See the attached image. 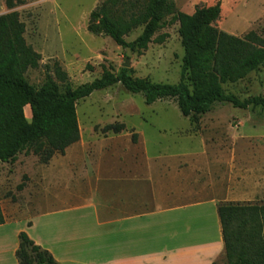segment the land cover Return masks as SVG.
<instances>
[{"label": "rangeland", "instance_id": "374dc122", "mask_svg": "<svg viewBox=\"0 0 264 264\" xmlns=\"http://www.w3.org/2000/svg\"><path fill=\"white\" fill-rule=\"evenodd\" d=\"M102 1L0 0V15L17 11L26 26V42L41 55L39 67L26 72L29 83L36 88L45 83L46 65L62 90L68 83L78 87L101 77L105 70L122 67L127 49L89 27L90 14ZM128 1L111 9L109 17L128 21ZM147 1L139 0L135 10ZM174 1L177 10L189 14L197 6L220 1L221 15L214 23L218 29L240 37L255 31L264 38V0ZM143 29L144 24L134 26L126 40L134 41ZM183 57L179 23L163 24L147 48L132 50L129 68L136 78L176 84L182 79ZM56 64L66 72V82L57 78ZM185 82L193 90L192 82ZM223 86L240 98L264 96V66ZM29 107L25 115L31 119ZM76 108L80 140L64 153H55L43 163L30 148L15 161L0 163V207L6 221L60 207L61 201L79 203L101 191L110 194L117 184H103L114 177L112 173L127 171L124 166L134 169L119 179L145 186L141 192L145 212L153 209L157 199L170 203L208 198L219 203L264 202V110L216 103L206 113L184 116L176 99L147 104L142 93H132L120 83L94 91L79 100ZM115 123L124 129L118 133L104 130ZM69 179L74 188L61 187ZM123 189L119 187L110 198L117 195L132 203ZM137 189L140 186L130 185L128 191ZM216 263L228 264L225 252Z\"/></svg>", "mask_w": 264, "mask_h": 264}, {"label": "trees", "instance_id": "16d2710c", "mask_svg": "<svg viewBox=\"0 0 264 264\" xmlns=\"http://www.w3.org/2000/svg\"><path fill=\"white\" fill-rule=\"evenodd\" d=\"M19 3L23 0H18ZM122 0H103L90 14L89 27L102 31L118 45L131 50L147 48L154 34L163 24L179 23L183 37L184 57L182 79L179 83H160L136 78L130 68L105 70L101 77L62 90L46 65V81L36 88L29 83L26 72L40 65L41 55L24 37L25 23L17 11L0 15V163L13 162L25 149H33L43 163L55 153L80 140L77 102L96 90L120 83L132 93H142L147 104L159 99L174 98L184 116L206 113L216 103H230L234 107L264 110V96L240 98L224 89V84L246 77L264 66V38L255 31L236 36L218 29L214 23L220 18L221 3L197 6L191 14L177 10L174 0H148L137 11L139 0H129L131 12L127 21L111 18L108 13ZM170 16L169 20L166 17ZM144 24L142 33L127 41L125 35ZM54 71L61 81L68 77L58 64ZM193 84V90L185 80ZM31 108V119L25 107ZM121 123L109 124L106 131L121 132ZM23 184L19 185L22 189ZM228 264H264V202L226 201L218 204ZM0 207V225L5 223ZM16 257L19 264H60L53 254L36 244L27 232L19 234ZM213 264H217L214 262Z\"/></svg>", "mask_w": 264, "mask_h": 264}, {"label": "crops", "instance_id": "0c3cea01", "mask_svg": "<svg viewBox=\"0 0 264 264\" xmlns=\"http://www.w3.org/2000/svg\"><path fill=\"white\" fill-rule=\"evenodd\" d=\"M123 169L127 171L112 173L114 177L103 185L116 183V190L124 187L132 203L117 195L110 198L115 189L105 195L100 188L91 199L61 201L60 207L5 221L0 225V264H19L16 251L22 231L60 264H213L223 255L218 200L170 203L157 199L153 209L145 212L144 184L119 179L134 168ZM67 182L61 187L74 188L69 186L70 179ZM130 185L141 189L128 191Z\"/></svg>", "mask_w": 264, "mask_h": 264}, {"label": "water", "instance_id": "95a60500", "mask_svg": "<svg viewBox=\"0 0 264 264\" xmlns=\"http://www.w3.org/2000/svg\"><path fill=\"white\" fill-rule=\"evenodd\" d=\"M131 54H132L131 48L127 47V56L128 57H127L126 61L123 63V65H122L123 67L129 68L131 66V61H130Z\"/></svg>", "mask_w": 264, "mask_h": 264}]
</instances>
